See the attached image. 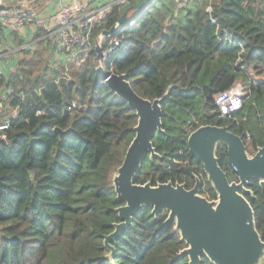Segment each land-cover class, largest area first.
Returning a JSON list of instances; mask_svg holds the SVG:
<instances>
[{"label": "trees", "instance_id": "obj_1", "mask_svg": "<svg viewBox=\"0 0 264 264\" xmlns=\"http://www.w3.org/2000/svg\"><path fill=\"white\" fill-rule=\"evenodd\" d=\"M118 7L93 37L118 21ZM113 37L124 40L104 70L124 75L143 99L167 93L162 131L152 137L156 155L146 156L133 182L190 189L198 177L200 195L216 200L187 139L201 126H226L248 155L264 146V85L251 78L264 72V0H151L133 27ZM21 53L16 71L0 79L9 109L17 108L14 117L0 115L9 124L0 133V264H188L177 257L186 245L165 223L167 212L155 217L151 207L108 242L113 252L104 245L124 204L112 178L138 118L97 74L95 50L79 66L56 68L39 52ZM238 82L245 87L242 106L222 117L214 97ZM215 155L229 182L237 181L227 148L218 145ZM246 188L264 241V183ZM201 264L213 263L203 256Z\"/></svg>", "mask_w": 264, "mask_h": 264}, {"label": "water", "instance_id": "obj_2", "mask_svg": "<svg viewBox=\"0 0 264 264\" xmlns=\"http://www.w3.org/2000/svg\"><path fill=\"white\" fill-rule=\"evenodd\" d=\"M150 2L138 0L119 17L117 25L102 30V36L114 34L126 23L131 12L149 7ZM14 10L31 14L18 5L0 4V13ZM94 50V60H98L101 57L100 47L97 45ZM96 72L103 79L109 76L101 68H97ZM259 83L264 85V82ZM104 84L133 109L138 118L135 136L112 178L116 199L124 204L116 210L120 222L114 225L112 233L105 236V247L113 252L108 242L120 237L123 230L130 227L133 216L142 207H151L155 217L167 212L165 223L174 224V231L186 245L177 257H187L188 264H201L203 256L213 264H261L264 241L256 230L254 211L245 194L250 193L246 188L249 182L264 183V146L252 156L248 155L241 137L230 132L226 126H201L188 136V150L201 165L217 195L216 200L209 201L200 195L198 177L190 189L171 182L156 186L135 184L133 179L142 161L147 155L151 158L156 155L152 137L155 131H162L161 103L167 93L161 99H143L133 91L124 75L111 74ZM54 131L60 136L63 134L58 129ZM218 145L227 148V163L237 181L229 182L227 174L219 166L215 155Z\"/></svg>", "mask_w": 264, "mask_h": 264}, {"label": "built area", "instance_id": "obj_3", "mask_svg": "<svg viewBox=\"0 0 264 264\" xmlns=\"http://www.w3.org/2000/svg\"><path fill=\"white\" fill-rule=\"evenodd\" d=\"M138 0H111V2L99 5L92 11L85 13L84 15H78L81 10L80 6L70 5L69 0H57L59 4V11L52 17L51 21H46L40 26L44 29L46 36H52L55 38L54 56L65 55L66 63H74L77 66L82 64L87 56V53L91 49H95L98 45L100 47L101 57L98 60H94L95 68H101L109 76L112 74L104 70L106 63L110 57L118 53L121 43L124 38L113 37V34L109 37L102 36V33H98L95 37L92 36V32L95 28H99L105 21L113 6H119L121 11L130 5H134ZM151 3V2H150ZM148 6L143 7L136 16H128L126 23L122 27H119L117 31L122 28H130L135 25L137 18L142 16L145 9ZM210 11V9H208ZM29 11V10H28ZM30 13H21L17 11H10L7 13H0L3 26L9 28L11 31L21 28L28 21ZM117 25V22L114 24ZM0 42V48H1ZM110 58V59H111ZM51 61V66L56 68L63 62ZM111 65V62H110ZM103 79L104 82L109 78ZM3 77V73L0 70V79ZM245 91L240 84H236L228 91L217 94L214 97L215 105L220 111V115L228 116L233 112L239 110L243 103ZM17 108L13 110L12 116L16 114ZM9 129L8 122L0 121V133H4Z\"/></svg>", "mask_w": 264, "mask_h": 264}, {"label": "crops", "instance_id": "obj_4", "mask_svg": "<svg viewBox=\"0 0 264 264\" xmlns=\"http://www.w3.org/2000/svg\"><path fill=\"white\" fill-rule=\"evenodd\" d=\"M105 2L109 3L111 0H69L70 5L81 7L78 15H84ZM0 4L4 6L18 5L25 10H29L32 14L28 16V21L23 27L12 31L3 26V20L0 16L1 24L3 26V30L0 31V42L2 44L0 48V70L3 73L2 78L8 80L11 74L16 71L17 62L22 55V51L27 50L32 54L35 52L41 53L39 50L40 43L44 45L45 48L44 54L42 53V58L50 67L53 59L47 55V50H53L55 52V38L52 36H46L47 33H45L40 25L46 21H51L52 17L58 13L59 4L57 0H0ZM131 6L132 5L126 7L122 14L125 11L130 10ZM67 64L68 63L63 62L60 66H65ZM3 92L6 96L8 89H3ZM2 105L3 104H1L0 107H2Z\"/></svg>", "mask_w": 264, "mask_h": 264}, {"label": "rangeland", "instance_id": "obj_5", "mask_svg": "<svg viewBox=\"0 0 264 264\" xmlns=\"http://www.w3.org/2000/svg\"><path fill=\"white\" fill-rule=\"evenodd\" d=\"M149 5H150V3H149ZM137 14H138V12H133V13H131L130 16H136ZM39 50L41 52V53H39V55L42 57V53L44 54L45 48H44V45H42L41 43H40ZM54 54L55 53H54L53 50L52 51L51 50H47V55L49 57H51L53 59V61H55L56 58H58V60L56 62H65L66 61V58H65L64 55H61V56H58V55L56 56L55 55L54 56ZM20 57H24V56L21 55ZM25 57H27V56H25ZM44 64H46V63L45 62H42L41 63V65H44ZM50 65H52V64H50ZM40 70H41V67L38 69V71H40ZM251 78H252V80H254L256 82H259V81L260 82H264V72H263V74H258V75H254L253 73H251ZM2 79L5 80L4 78H2ZM236 84H240L242 86V88L245 89V87L243 86V83L238 82ZM1 104H3V106L0 107V115L9 116L11 113H13V111L9 109V104H8V101L6 99V96H5L4 92H3V88L2 89L0 88V105Z\"/></svg>", "mask_w": 264, "mask_h": 264}]
</instances>
